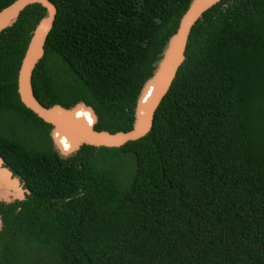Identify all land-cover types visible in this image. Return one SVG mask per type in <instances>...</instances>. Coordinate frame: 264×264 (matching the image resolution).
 Instances as JSON below:
<instances>
[{
  "label": "trees",
  "instance_id": "obj_1",
  "mask_svg": "<svg viewBox=\"0 0 264 264\" xmlns=\"http://www.w3.org/2000/svg\"><path fill=\"white\" fill-rule=\"evenodd\" d=\"M50 1L34 96L131 129L191 0ZM44 14L30 4L0 32V156L30 191L0 202V264H264V0L202 13L146 135L76 152L53 147L16 91Z\"/></svg>",
  "mask_w": 264,
  "mask_h": 264
},
{
  "label": "water",
  "instance_id": "obj_2",
  "mask_svg": "<svg viewBox=\"0 0 264 264\" xmlns=\"http://www.w3.org/2000/svg\"><path fill=\"white\" fill-rule=\"evenodd\" d=\"M218 1L220 0H191L175 32L167 39L153 73L145 80L140 90L135 104L137 117L131 129L110 132L96 130L95 116L81 106L64 107L60 104L44 106L36 99L31 83L32 72L44 55V44L53 27L57 9L50 0H13L0 10V32L11 26L26 6L36 3L45 9V14L31 32L20 61L16 80L18 98L27 109L51 125L52 145L61 151L76 152L82 145L120 147L128 141L137 140L146 135L152 127L154 113L185 58L191 28L202 13ZM29 192L24 182L12 173L0 156V202L24 200Z\"/></svg>",
  "mask_w": 264,
  "mask_h": 264
},
{
  "label": "bare ground",
  "instance_id": "obj_3",
  "mask_svg": "<svg viewBox=\"0 0 264 264\" xmlns=\"http://www.w3.org/2000/svg\"><path fill=\"white\" fill-rule=\"evenodd\" d=\"M77 113H79V112H77Z\"/></svg>",
  "mask_w": 264,
  "mask_h": 264
},
{
  "label": "rangeland",
  "instance_id": "obj_4",
  "mask_svg": "<svg viewBox=\"0 0 264 264\" xmlns=\"http://www.w3.org/2000/svg\"><path fill=\"white\" fill-rule=\"evenodd\" d=\"M28 135H30V134H28Z\"/></svg>",
  "mask_w": 264,
  "mask_h": 264
}]
</instances>
